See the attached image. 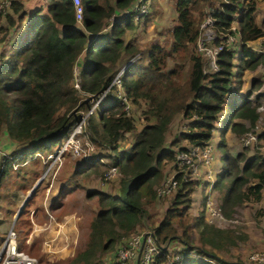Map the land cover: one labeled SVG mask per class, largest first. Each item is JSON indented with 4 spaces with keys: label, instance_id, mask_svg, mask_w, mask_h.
<instances>
[{
    "label": "trees",
    "instance_id": "obj_1",
    "mask_svg": "<svg viewBox=\"0 0 264 264\" xmlns=\"http://www.w3.org/2000/svg\"><path fill=\"white\" fill-rule=\"evenodd\" d=\"M135 1L81 0L84 8L82 29L75 19L72 0H49L45 12L40 7L31 13L24 42L0 65V130L4 128L13 143L26 146L23 150L10 152L24 160L33 158L38 151L51 150L56 142L65 139L80 112L91 106L90 98L79 96L72 85L79 56L83 57L80 88L86 94L97 95L106 89L123 63L139 55L124 70L121 83L130 103L146 106L141 113L144 125L138 129L135 118L126 115L114 93L108 91L99 103V114L88 117L85 124V133L87 131L97 150L90 161L79 165L82 168L74 173L96 165L115 166L120 172L118 189L122 193L87 191L88 197H95L98 209L86 224L85 245L69 257L43 261L42 264H104L99 259L100 254L114 251L131 236L146 218V205L159 196L156 187L164 181L166 165L175 164L177 151L188 150L177 145L178 142L166 146L174 115L181 113L187 121V131H182L179 138L203 149L211 139L218 114L230 102V97L241 89L243 72L254 70L264 62L263 53L247 46L248 41L264 36V19L258 23L254 14L257 0H173L176 20L170 30L171 39H163V43L125 39L126 31H134L148 13L139 20L125 15L114 22L110 30L102 32L117 10L126 13ZM148 1L149 6L158 2ZM212 1H217L219 6L213 12V28L217 33L213 42L218 43L225 34L234 35L231 26L237 22L241 43L238 50L224 46L218 53V70L206 73L203 58L196 52V42L198 24L206 14L203 9ZM25 15L21 0H13L10 12L4 16L6 27L2 26L5 29L2 28L0 40ZM95 34L100 35L93 37ZM189 47L192 49L190 64L186 79L180 84L178 67L166 70L168 59L178 63L183 58L177 55L180 48ZM235 56L238 63L234 64ZM259 85L260 80H253L251 90ZM250 92L233 105L225 131L229 127L236 136H241L256 125L259 114L255 106H249L247 96ZM129 134L133 140L129 142L130 147L124 149L123 143ZM221 136L220 146L225 150L223 166L215 176L214 187L218 192L217 208L223 217L229 218L237 207L262 199L264 156L259 146H255L253 152L244 148L232 154L225 149L223 132ZM257 138L264 140V127ZM99 158H108L111 162L104 163ZM10 163L8 159L0 158V182L11 170ZM189 177V171L174 174L172 204L157 226L150 228L161 247L153 264H229L222 252H229L239 241L246 242L248 235L207 222L203 212L191 224L185 212L191 206V193L199 182ZM78 184L74 182L71 186L69 182L68 186L64 182L58 196L74 190ZM31 199L23 206L15 225L22 222L21 217L26 211L29 213ZM56 203L53 208L60 207L61 204ZM173 241L180 245L170 249ZM50 242L52 250L45 244L43 249L47 255L55 257L62 244H57V237ZM38 243L42 245L40 240H34L26 251L42 258ZM111 264L120 263L114 260Z\"/></svg>",
    "mask_w": 264,
    "mask_h": 264
},
{
    "label": "rangeland",
    "instance_id": "obj_2",
    "mask_svg": "<svg viewBox=\"0 0 264 264\" xmlns=\"http://www.w3.org/2000/svg\"><path fill=\"white\" fill-rule=\"evenodd\" d=\"M263 2L264 0H257V3H259V9H256L255 13L256 15L259 14L258 23L262 22L263 19L261 18L262 16H264ZM217 7H219L217 1H212V4H210L209 7H204L203 12H206V14L201 17V20L198 24L199 35L196 42V52L198 55L200 54L202 56L204 64L206 57H204L205 54L201 48L203 47L202 44H205L204 40L206 35L202 33L200 24L205 19L207 13L211 11L210 8L215 9ZM148 12L149 15L142 19L141 23L134 31L127 30V34H125L126 40L136 39V41H143L145 43L154 41L163 43V39H171L172 36L170 30L176 20L173 0H160L159 3L157 2L154 5L150 4V6H148ZM2 20H0V37L4 32L2 30V28H4L2 27ZM232 28H238L237 22H234L232 24ZM211 30L212 39L208 40L206 44L210 46H216L220 44L221 38H219L218 43H214L213 40L216 38L217 33L215 31V28L211 27ZM168 44L170 45V42H168ZM225 48H233L235 50H238V45H226ZM191 50V47H189L188 49L180 48V51L177 53V55L183 58L179 59V61H177L178 63L176 64L174 63V60L168 59L166 70H172L178 67L179 70L177 72H179V76L181 77V79L178 80L180 84H183L182 82L186 79L187 76V68L190 64ZM257 53L264 54L262 50L261 52ZM234 60V64L238 63L237 56H235ZM77 70L79 71L80 68L77 67ZM248 71L249 72H247L246 74H244L243 72L241 76L240 88H243L242 92H237L236 94L232 95V97L234 99H237L239 95L245 94V92L247 91H251L249 96H247V99L249 98V106H255L257 108L259 117L257 119L256 125L249 131H251L250 133L257 136V134L261 130H263L264 127V62L260 63L256 70L249 69ZM235 72V69H233V75H235ZM255 79L260 80V85L251 90L252 82ZM77 92L79 96L85 98V96L81 95L79 91ZM98 97L95 99L97 100ZM145 107V105H143L142 107H137L136 105L128 102V108H125L128 111L129 115H132L135 118V125L138 129H140L144 125V120L141 113ZM231 108V103H229L228 105L226 104L222 111L218 114V120L213 127L211 139L204 145L203 149L196 148V146H191V144H189L187 141L179 138V134L182 131H187V121L182 119L181 114H178L176 116L174 115L175 117H173L172 119L166 136V146H172L171 144H176L178 142L177 145L185 146L188 150L195 148V155L193 156L191 161L183 162L184 164L175 162L174 165H166L164 169V181L156 187V190L157 194L159 195V187L164 186L170 180H172L176 172L189 171V178L194 181H198L199 183L195 185V189L191 193V206L185 212V216L188 217L189 221H191L192 224L195 221V217H197L200 212H203L207 222L220 228L226 227L225 229H236L238 232L247 234L248 239L246 242L242 243L241 241H239L240 243L238 242L239 244L237 246H234L229 252H222V254L224 259L228 261L229 264H254L250 259L252 252L264 253V189L262 199L259 202H247L244 206L239 208L237 207L236 212L233 213L231 217L226 218L222 216L217 208L216 200L218 197V192L215 187H213L215 182L214 178L217 173L221 172L223 166L222 155L225 150L223 146H220L222 132L224 133V140H226L225 149L228 152L235 154L243 151L244 148L249 149V152H253L254 147L259 146V150L264 156V140H260L257 138L249 143H245L246 132L241 136H236V134L231 132L229 127L226 131L225 129L223 130V128L227 125L228 115L231 111ZM99 111V108H96L92 116L96 117L99 114ZM84 133L85 130L80 136L81 143L88 141V138L86 137L87 131L85 134ZM226 133H229L227 134L228 138L225 136ZM126 138L127 139L125 141L126 143L124 144V149H128V147H130L129 142L133 140V136L129 134L126 136ZM65 139L56 142L51 150L46 149L44 151H38L35 153L33 158H27L28 161L24 166H22V168L17 167L11 173L10 171H7L0 182V235H5L8 229L13 225V227L19 231V245L25 251V236L28 234L30 235L29 232H31V230L33 229L34 232H37V229L33 228V224L31 226L30 216L32 215H29L30 211L28 214V211H26L25 214L21 217L22 222L16 223L15 226L14 217L18 213L21 204L24 202L33 186L38 181H40L36 192L32 195V199L29 202L28 209L31 206L32 209H34V207L44 206L48 210L49 204L51 205L56 202H59L61 204H59L60 207L49 209V212L53 214L54 218H52L53 216L51 215V213L48 214V216H39L41 217L40 219H42V221L44 220L42 223L46 222L48 224L50 222L49 227L52 228H54L53 220H57L55 221L57 223V227L54 228L55 231L59 233L57 235V244H61V242L65 238H67L69 248H64L61 252L56 253L55 257H51L47 255L45 253V249H43L45 232H37L36 234H31L33 236L32 242L38 239L42 243V245L38 243L40 246V251L43 252L42 258H39L37 255H34L31 252V254L35 256L38 261H40V259L42 260L41 262H39V264H42L43 261L47 262V260L54 261L64 257H69L74 252H76V250L81 249L85 245L87 231L86 224L92 213L98 209L95 197H88L86 195L87 191L100 190L114 195H119L122 193L121 190L118 189L120 178L119 176H116L109 181L105 180L103 177L109 166L105 167L103 165H96L90 167L87 171H80L74 174L78 169L82 168L78 165L86 163L82 158L75 157L71 153L70 150H73L72 147L69 146L67 148L68 145L64 146V143L66 141ZM174 140H176L175 143H173ZM172 148L176 150L178 149L177 146H173ZM207 148L209 149V153L205 152ZM11 149L12 147L10 145V141L5 135L4 129L0 130V158L3 159L6 154H10ZM96 150L97 149L94 146V150L91 152V154L95 153ZM55 152L59 155V158H62L60 161H56L52 165L53 161L51 160V157H55ZM99 152H103V154L107 153L105 151ZM102 160H104V163L111 162V160L108 158H103ZM11 162L13 163V161ZM18 164H20V162H18L16 166ZM21 173L23 174V177ZM64 182L67 183V185L70 182L71 186H73L72 184L74 182H77L79 183V186L74 190H69L61 196H58L61 186L64 184ZM174 188L175 187L171 188L166 193L160 194L159 196L157 195L158 197L154 200L153 203H148L146 205V218H144V220L140 222L138 227L131 235L137 232L149 231L148 228H154L155 226H157L161 218L164 216L166 209L172 204V198L174 197V193L172 190H174ZM217 213L220 214V217L216 216ZM31 222L33 223V221ZM54 229H52L51 231H54ZM59 230H63L65 234L63 232H59ZM62 234L64 236H62V239H59L60 235ZM50 244V241L47 242V246H49ZM179 245L180 243H178L177 241H173L170 244L171 247L169 246V248L172 249L178 247ZM47 249L49 248L47 247ZM110 254V251L100 254L99 259L101 263H109L108 259L110 257ZM248 260H250V262ZM126 264L134 263L128 262Z\"/></svg>",
    "mask_w": 264,
    "mask_h": 264
},
{
    "label": "built area",
    "instance_id": "obj_3",
    "mask_svg": "<svg viewBox=\"0 0 264 264\" xmlns=\"http://www.w3.org/2000/svg\"><path fill=\"white\" fill-rule=\"evenodd\" d=\"M12 1L13 0H0V20L4 19V16L8 14V12L10 11ZM72 1L74 4V9H75V19L78 23H82L83 13H84L82 2L81 0H72ZM148 6H149L148 0H136L130 6V8L126 11L125 15H128V14L131 15L134 20L142 19L144 15L149 13ZM210 9L211 11L207 13L205 19L200 24V29L202 33L206 35L205 40H204L205 44H202L203 47L201 48L205 54L204 57H206L205 64H204V72L206 73L218 70L217 57H218V53L223 49L224 46L226 45L229 46L232 44H237L239 46V43H241L240 37L237 34L238 28L235 29V28H232L231 26V30L235 32L234 35L225 34L224 37L221 38L220 44L216 46L215 45L210 46L206 44L208 40L212 39L211 27H213V24L215 21L213 17L214 9L212 8ZM111 19L113 20V15L111 16ZM137 58H139V55L123 63L121 67L119 68V70L114 75L109 85L106 87V89L101 94H98V95L86 94L81 90L80 70L78 71L77 66L75 65L72 85L77 91L80 92L81 95H84L85 98H90L89 101L91 103V106L88 108L87 111L80 112L77 122L72 126L69 134L67 135L65 139L66 141L64 143V146L68 145L67 148L69 146L72 147L73 150H70V151L75 157L82 158L84 162L90 161V158L93 154V153L91 154V152L94 150V145L91 143L88 136H86L88 138V141L81 143L80 136L85 130V124H86L88 117H90L93 114L96 108H99V103L103 100V98L105 97L108 91H112L115 97L119 100L120 105H122V108H121L122 111L125 108L126 109L128 108V102H130V100L126 97L124 90L122 88L121 76L124 70L133 62L134 59H137ZM97 97L98 99L96 100L95 98ZM126 109L124 111L126 115H129ZM250 132L251 131L245 133L246 135L245 143H249L257 139V136H255L254 134ZM194 149L195 148L191 150H187V151H177L176 152V163L177 162L183 163V162L191 161L193 156L195 155ZM56 152L54 153L55 157L54 156L51 157V160L53 161L52 165L56 161H60L62 158V157L59 158V155L56 154ZM205 152L209 153V149L207 148ZM19 157L20 155L13 156L10 154L8 155L6 154L4 156L5 159L13 161L12 163L13 168L17 167L16 166L17 158ZM102 159L103 158H99V160H102ZM119 174L120 172L118 168L115 166H111V167H108L103 177L105 180L109 181L113 179L114 177L119 176ZM173 187H175V182L170 180L164 186L159 187L158 193L159 195L162 193H166ZM216 216L220 217V214L217 213ZM19 238H20V234L18 231L14 229L13 226H11L8 229L5 235L0 237V264H38V259L35 256L29 254L27 251L23 250L20 247ZM47 242H46V246H47ZM50 246L51 245L47 247L49 248ZM160 248L161 247L156 242L152 230L142 231V232H137L131 235L128 239H125L124 241H122V243L117 245L114 251L111 252L110 257H113V259L119 262L120 264H126L128 262H133L134 264H153L155 260V256L159 254L160 252ZM175 258L177 257L175 256ZM250 259L252 260V262H255L256 264H264V253L263 252H252Z\"/></svg>",
    "mask_w": 264,
    "mask_h": 264
},
{
    "label": "crops",
    "instance_id": "obj_4",
    "mask_svg": "<svg viewBox=\"0 0 264 264\" xmlns=\"http://www.w3.org/2000/svg\"><path fill=\"white\" fill-rule=\"evenodd\" d=\"M159 1L160 0H158V3H159ZM21 2H22V4H23V10L26 12V15H25V17H24V19L19 23V24H17L15 27H14V29H10L9 30V32H8V34L5 36V38L3 39V40H1L0 41V65L2 64V62L6 59V58H8L9 56H11V55H13L15 52H16V50H17V48L19 47V46H21V44L24 42V40H25V36H26V34H27V32H26V29H27V27H28V25H29V22H30V18H31V13L33 12V11H35L36 9H38V8H43V11L45 12V10H46V8H47V5L49 4V0H21ZM260 3V2H259ZM259 3H257V5H258V7H257V9H259ZM264 3V2H263ZM127 11V10H126ZM10 12V11H9ZM125 12L124 11H121V10H117L115 13H114V15H113V20L111 19V17H110V19L107 21V26L103 29V33H105V32H107L108 30H110V28H111V26H112V22L114 23L115 21H117V20H119V18H121V17H123V16H125ZM255 17H256V19H257V22H258V17H259V14H257L256 15V13H255ZM261 19H264V16H262V18ZM80 25L82 24V23H79ZM2 26H4V27H6L5 26V19H3L2 20ZM81 28L83 29V26L81 25ZM126 34H127V31H126ZM100 34H95V35H92L93 37H98ZM247 46H249V47H251L252 49H254L256 52H261V50L264 52V36L263 37H261V38H258V39H256V40H254V41H248L247 42ZM82 59H83V57L82 56H79L78 57V59H77V61H76V66L78 67V68H80L81 66H82ZM256 70V69H255ZM247 72H249L248 70H245L244 71V74H246ZM253 73V72H252ZM242 89L243 88H241L238 92L240 93V92H242ZM248 92V91H247ZM247 92H245V94H242V95H239L238 96V98L237 99H234L232 96L230 97V102L229 103H231L232 104V108H231V111H232V109H233V105L237 102V101H239L240 99H242V98H245V95L247 94ZM234 94H236V93H234ZM233 94V95H234ZM249 99V98H248ZM234 102V103H233ZM228 103V104H229ZM227 104V105H228ZM231 111H230V113H231ZM230 113H229V115H230ZM178 114H181V113H178ZM178 114H176V115H178ZM175 115V116H176ZM228 115V116H229ZM174 116V117H175ZM181 117H182V119H183V116H182V114H181ZM171 125V124H170ZM2 129H4V128H2ZM1 129V130H2ZM225 129V127L223 128V130ZM4 132H5V130H4ZM227 134H229V133H226L225 134V136L227 137ZM5 135H6V133H5ZM7 136V135H6ZM228 138V137H227ZM9 141H10V145H11V147H12V149H11V151L10 152H12V151H20V150H23V149H25L26 148V146H24V147H22V146H18L17 144H15V143H13L10 139H9ZM123 144H125V143H123ZM27 161H28V159L26 158H24V161L21 159V157H19L18 159H17V163L18 162H20V164H18L17 165V167H21L22 168V166H24L26 163H27ZM11 162V161H10ZM23 162V163H22ZM10 165H11V170H9L10 171V173L12 172V171H14V169L15 168H13V165H12V162L10 163ZM79 166V165H78ZM16 167V168H17ZM221 167V166H220ZM22 174V173H21ZM22 177H23V174H22ZM214 181H215V178H214ZM40 184V183H39ZM39 186V185H38ZM213 187H214V185H213ZM38 188V187H37ZM37 188H36V190H37ZM36 190H35V192H36ZM32 198V197H31ZM56 204H58V203H56ZM53 204H49V209H53ZM36 208H37V210H36ZM44 208V209H43ZM49 209L47 210V208L46 207H34V209H32V206H31V208H30V213H29V215H32V216H30V222L31 221H33V223L31 222V224H33V228H36L37 229V232H45V240H44V244L46 245V242L47 241H49V240H53V238H56L57 237V235L59 234L58 232H56L55 231V227H57L56 225H57V223L55 222V221H57V220H53V223H54V228H52V227H49L50 226V222L47 224L46 222L45 223H42L43 221H42V219H40L41 217L39 216V215H46V216H48V214H50L51 212H49ZM33 210H35V211H33ZM51 215L53 216V214L51 213ZM16 216V215H15ZM19 216V215H18ZM34 217H35V220H34ZM17 218V217H16ZM52 218H54V216L52 217ZM59 219V218H58ZM51 220V221H52ZM15 221H16V219H15ZM14 225H15V222H14ZM13 226V225H12ZM44 226V227H43ZM48 227H49V229H48ZM61 227V226H60ZM59 227V228H60ZM222 228H226V227H222ZM15 229V228H14ZM52 229H54V231H51ZM149 230H151L150 228H148ZM16 230V229H15ZM70 230V229H69ZM16 231H18V230H16ZM19 232V231H18ZM37 232H34V229L33 230H31V232H29L30 233V235L28 234V235H26L25 236V240H24V246L25 247H27V246H29L31 243H32V238H33V236L31 235V234H36ZM59 232H63L64 234H65V232L62 230V231H60L59 230ZM1 236H3V235H0V237ZM62 236H64L63 234L62 235H60V238L59 239H62ZM65 237H66V235H65ZM30 241V242H29ZM61 244H62V246H61V248H59L58 249V251L59 252H61L62 251V249H64V248H69V243H67V238H65L62 242H61ZM66 245V246H65ZM46 248H47V246H46ZM45 249V248H44ZM48 250H52L51 249V246L49 247V249ZM70 251V250H69ZM74 254V253H73ZM72 254V255H73ZM201 258H204V257H202V256H200ZM110 259H108L109 260V263H107V264H111L113 261H114V259H113V257H109ZM249 262H250V260H248ZM254 264H255V262H253Z\"/></svg>",
    "mask_w": 264,
    "mask_h": 264
},
{
    "label": "water",
    "instance_id": "obj_5",
    "mask_svg": "<svg viewBox=\"0 0 264 264\" xmlns=\"http://www.w3.org/2000/svg\"><path fill=\"white\" fill-rule=\"evenodd\" d=\"M102 93V92H101ZM100 93V94H101ZM40 181H38L33 188L31 189V191L29 192V194L27 195V197L25 198L24 202L21 204L18 213L16 214V216L14 217V220L16 219V217L21 213L23 206L27 203V201L32 197V195L35 193L36 188L38 187Z\"/></svg>",
    "mask_w": 264,
    "mask_h": 264
},
{
    "label": "clouds",
    "instance_id": "obj_6",
    "mask_svg": "<svg viewBox=\"0 0 264 264\" xmlns=\"http://www.w3.org/2000/svg\"><path fill=\"white\" fill-rule=\"evenodd\" d=\"M121 67V66H120ZM16 156V155H15ZM10 161H12V160H10ZM85 163H88V162H85Z\"/></svg>",
    "mask_w": 264,
    "mask_h": 264
}]
</instances>
